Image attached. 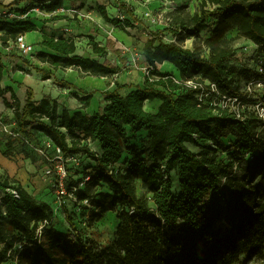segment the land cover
Returning a JSON list of instances; mask_svg holds the SVG:
<instances>
[{
	"label": "trees",
	"instance_id": "obj_1",
	"mask_svg": "<svg viewBox=\"0 0 264 264\" xmlns=\"http://www.w3.org/2000/svg\"><path fill=\"white\" fill-rule=\"evenodd\" d=\"M37 7L53 11L60 2L29 0L17 12L28 14ZM120 8L135 17L126 3H120ZM97 9L106 21L124 31L137 28L134 19L111 17L103 5ZM10 12L0 17L4 45L19 34L38 30L30 18H9ZM211 21L214 28L205 39L209 56L202 49L166 42L161 30L151 31L143 46L149 69L144 82L131 85L126 93L120 90L128 85L118 82L114 90L102 91L101 105L92 114L63 107L49 95L36 101L33 90L24 107L14 92L13 102L5 100L21 134L6 142V156L15 151L28 157L23 145L39 132L60 148L65 164L78 156L92 160L87 180L71 179L69 174L67 179L69 188H78L79 200H90L92 220L102 219L118 205L123 209L116 238L95 246L84 238L65 206L70 233L54 226L55 212L49 202L19 180L1 175L0 264L7 260L17 264H235L241 257H264V130H260L264 120L248 108L255 103L253 94L237 84L239 77H246L247 86L260 73L256 64L248 66L240 60L236 47V40L244 38L264 51V0H201L193 14L179 9L169 31L197 38L208 31ZM232 30L237 36L230 38ZM89 45L98 59L81 55L71 36L44 34L45 50L34 55L55 69H76L81 76L109 77L121 72L108 58L109 45L102 46L94 38ZM166 61L177 68L179 80L159 70ZM5 67L0 61V94L11 91L1 87ZM38 71L43 79L52 78L50 72ZM196 77L215 83L225 95L241 97L248 106L245 118H237L235 112L210 100L200 102L199 90L185 85ZM58 83L74 86L65 80ZM75 96L85 107L94 98L93 93ZM147 100H161L159 109L147 110ZM143 130L146 144L138 148L129 134ZM230 137L227 147L224 139ZM16 143H21L18 151ZM90 143H96L100 153ZM221 150L231 151L228 162L218 159ZM45 156L50 166L57 163ZM67 168L69 171L68 164ZM75 202L72 200L73 205ZM18 242L25 244L17 248Z\"/></svg>",
	"mask_w": 264,
	"mask_h": 264
},
{
	"label": "rangeland",
	"instance_id": "obj_2",
	"mask_svg": "<svg viewBox=\"0 0 264 264\" xmlns=\"http://www.w3.org/2000/svg\"><path fill=\"white\" fill-rule=\"evenodd\" d=\"M122 1V2H121ZM178 2L177 7L172 8L166 0H130L131 4L128 5V8L132 10L137 15L129 14L131 19H134L137 24V28H129L126 29V33L129 36L133 37V47L131 51H124L123 49L116 50L114 48V44L109 45L110 54L109 60L115 66H120L122 69L120 73L110 76L108 78H104L103 80H99V78L94 76H81L80 72L77 75H74L71 71H66L65 73L60 72L59 76L55 78H50L42 82L43 80L38 81V85L41 90H45L47 92V96H51L59 100L63 107H68L71 110L82 108L86 113H93L97 111L99 106L101 105L102 100V91L104 90H114L117 86L116 83L127 84L128 87H125L120 90L121 93H126L132 89L131 85H139L144 82L145 75L149 74V69L146 64V59L143 54V46L146 42L147 38L151 36V31L161 30V36L166 42H176L185 47H190L192 49H202L203 54L205 56H209V50L205 46V39L208 38L211 34L212 29L214 28V21L209 23L208 31L202 32L197 38H187L181 35H175L169 31V28L172 26L173 16L178 12L179 9L184 8L185 12H190L193 14L197 8L200 6L201 0H176ZM125 3L124 0H120L119 3ZM130 3L129 1H126ZM133 4V5H132ZM122 9V8H120ZM126 10V9H125ZM127 11V10H126ZM1 13H6L5 10H1ZM147 13L149 15H147ZM34 14V13H32ZM6 17V14H5ZM2 17V18H5ZM32 17V16H31ZM134 21V22H135ZM78 30L74 29L77 36ZM237 36V31L232 30L228 32V36L230 38ZM248 42L244 38H238L236 40V47L239 49V53L243 56L245 62L248 63V66H255L257 62L256 53H251V48L249 47V54L244 53V48L248 46ZM15 55L17 58L24 60V62L32 61L31 54H24L19 51L17 46H14ZM85 52L86 48H83ZM249 55L248 57H245ZM15 62V61H14ZM35 66L32 68L28 66L27 68L22 69L20 65H13V71L21 70L23 74L25 72H33L35 71ZM159 70L162 72L171 73L177 80L180 79V73L177 69L166 68L165 65H159ZM73 76V77H72ZM69 78L70 80H75L77 83L74 86H70L71 88L64 87L58 81L66 80L65 78ZM237 84L241 89H245L246 86V77L238 78ZM130 86V87H129ZM257 92L261 93L262 90H257ZM88 93H93L94 98L92 99L90 105L85 107L84 101L78 99L75 94H79V96H83ZM1 102V99H0ZM4 124H10L11 121L7 116L0 113V147L6 145V142L11 138L9 134L5 131ZM260 130H264V126L260 128ZM130 142L135 144L138 148H144L146 144V136L143 133L129 134ZM230 138H225L224 142L227 147L231 144ZM51 144V146H49ZM91 147L100 153V148L95 143H90ZM24 148L28 151V157H25L24 154H18L13 151L9 157L10 160L15 163L19 169L20 176H24L23 179L29 180L33 186V192L37 195L38 198L40 196H44L47 202H49L55 212L54 218V226L66 233L73 232L71 229V225L67 221L64 213V206L68 209L74 223L78 230L83 234L84 238L90 240L95 246L107 245L112 242L116 238V233L121 223V219L119 218L120 213L123 209L122 205L116 206L113 210L107 212L105 217L102 219L95 218L91 219L93 216L92 212L94 207L90 204L84 203L82 200H77L73 205L72 201H67L61 203L58 197V188L56 186V176H49L46 174V170L50 166V162L48 161V157H54L57 155L56 147L47 137L39 132L35 133L34 138L30 139V142L23 145ZM189 147L194 152H200L198 147L194 145H189ZM5 148H7L5 146ZM21 149V143H16L15 150L18 151ZM231 151L229 150H221L218 153V159L223 160L225 162L229 161L228 154ZM77 160L67 161L69 167V177L71 179L77 180L78 178L83 177L84 180L88 179V166H92L93 162L86 156H78ZM23 173V175H21ZM8 174V171L0 170V176ZM172 178L174 179V184L176 183V175L175 173H171ZM176 187V186H175ZM104 188V187H103ZM177 188V187H176ZM99 189V188H98ZM105 189V188H104ZM100 190V189H99ZM138 192L143 193L142 183L138 180ZM44 199V200H45ZM90 207L92 209H90ZM24 242H18L17 248L22 247ZM2 264H17L16 261L7 260ZM235 264H264V257L257 256L253 259H247L245 257H241L240 261Z\"/></svg>",
	"mask_w": 264,
	"mask_h": 264
},
{
	"label": "crops",
	"instance_id": "obj_3",
	"mask_svg": "<svg viewBox=\"0 0 264 264\" xmlns=\"http://www.w3.org/2000/svg\"><path fill=\"white\" fill-rule=\"evenodd\" d=\"M15 1L16 0H0V11H11L8 16L9 18L17 17L31 19V22L38 27V30L28 31L22 34H25L27 40L34 45L36 51L45 50V48L42 46L44 34L54 36L55 38H68L70 36V32H66L65 29H69L71 31H73L74 29L78 30L77 33L79 35L77 36V38H75V41L78 46L79 53L83 56L92 57L95 59L99 58V55L95 53L89 45L90 38H94L102 46L111 45L112 43L114 44V48L116 50L123 49L124 51H131V48L133 47V37L129 36V34L121 28H118L114 24L106 21L97 9L99 5H103L106 7L107 12L111 17L131 19L128 13V9H126L127 11L125 9H120V0H58L60 2V7L56 10L48 11L46 9L37 7L28 14H20L17 12V9H21L27 6L29 0H22L17 4L14 3ZM124 1L128 5L131 4L130 0V3L126 2V0ZM49 3L50 1L47 2V4ZM62 8H64L65 10H62ZM136 13L137 12L135 11V15H137ZM0 34H4V32L0 31ZM14 41V39H10L4 45L3 41L0 39V61H2L6 66L3 71V80L1 81V87L3 89L11 88V91L6 92L5 94H0V113H3V115L7 116L11 121L10 124L13 125V128H15V130H18V122L15 117L14 111L12 108L7 107L5 104L6 99L10 102H13L12 92L17 95L20 100L21 106L24 107L26 104V99L28 98L29 90L34 91V99L36 101L41 100L44 96L47 95V92L45 90H41L38 85V81L40 79L43 80V73L41 71H38V69L44 70L45 72H50L52 74V77L55 79L59 76L60 72L65 73L66 71H71L74 75H77L79 71L73 68L55 69L49 63L40 61L35 55L32 56V61L24 62V60L17 58L15 55ZM84 47L86 48L85 52H87L88 55L86 53H83ZM108 52L110 54V47L108 49ZM13 65H20V67L22 66V69L27 68L28 66H30L31 68L35 66L34 68L37 73L34 74L33 71L29 73L25 72V74H23V71L21 70L13 71ZM97 78H99V80H103L104 78H108V76ZM65 79V81L71 84L77 83L75 80H70L67 77ZM42 82L45 83L47 81H45L44 79V81ZM67 87L71 88L70 86ZM85 95L80 97H84ZM160 104L161 100H147L145 102V108L149 111L156 112L159 109ZM79 109L85 112L84 109ZM141 133L146 135L147 132L143 130ZM49 141L51 140L49 139ZM5 146L6 145L4 143V145L0 147V170H7L11 177L19 180L25 188H27L31 193L34 194L31 182L27 179H25L24 181V176H20L18 167L14 165L15 163H13V161L4 154V152L6 151ZM21 175H23V173ZM1 197L2 192L0 191V201ZM40 198L45 199L44 196H40Z\"/></svg>",
	"mask_w": 264,
	"mask_h": 264
},
{
	"label": "built area",
	"instance_id": "obj_4",
	"mask_svg": "<svg viewBox=\"0 0 264 264\" xmlns=\"http://www.w3.org/2000/svg\"><path fill=\"white\" fill-rule=\"evenodd\" d=\"M129 1V0H126ZM62 10H65L62 8ZM5 12H0V17H5ZM147 15H149L147 13ZM66 32H70V36L75 39L76 33L65 29ZM249 44L246 46L243 50L245 54L256 53L257 55V62H256V70L260 73L259 77H253L249 80L247 84L246 91L248 94H253V98H255V103L250 105L249 107L247 104L244 103V100L239 96H228L223 94L217 87V85L209 80H203L201 78H192L185 81V85L189 88L199 90V101L202 103L207 102L210 100V103L213 105H219L221 108H228L232 112H235L237 118H245L246 116V110L247 107L252 109L256 113L257 116H259L261 119L264 120V51L261 49V46L257 43H255L252 40H246ZM15 45L19 49L20 52L24 54H31L35 52V47L33 44H31L25 34H19L14 41ZM249 47L252 51H248ZM263 51V52H262ZM249 55H246L245 57H248ZM238 56L240 57V60L243 59V56L239 53ZM257 90H262L261 93L257 92ZM217 97H215V95ZM259 94V95H257ZM212 96V100L208 99V97ZM217 98H219V102H217ZM3 127L5 131L9 134L11 138H17L21 136L20 132L18 130H15L13 128V125L11 124H4ZM51 146V144H49ZM57 155L50 158V160L56 164L50 166L46 170V174L49 176H56V186L58 188V197L61 203L67 202V201H77V191L78 188L73 186L72 188H69L67 185V179H68V168L67 164L63 162V157L60 148L56 147ZM77 160L76 157H72L67 159V161L70 160ZM89 178V177H88ZM15 195L18 196V194L14 191ZM86 204H90V200L88 198L82 200Z\"/></svg>",
	"mask_w": 264,
	"mask_h": 264
},
{
	"label": "bare ground",
	"instance_id": "obj_5",
	"mask_svg": "<svg viewBox=\"0 0 264 264\" xmlns=\"http://www.w3.org/2000/svg\"><path fill=\"white\" fill-rule=\"evenodd\" d=\"M166 1L169 3V5H170L172 8H175V7H177V5H178V2H177L176 0H166ZM161 65H165L166 68L177 69V68L174 66V64H172V63L169 62V61H166V62H164V63L161 64Z\"/></svg>",
	"mask_w": 264,
	"mask_h": 264
}]
</instances>
